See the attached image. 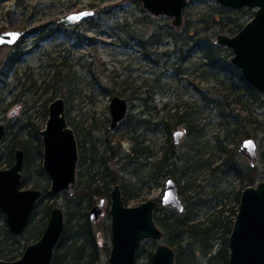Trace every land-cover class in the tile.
Instances as JSON below:
<instances>
[{"label": "rangeland", "instance_id": "1", "mask_svg": "<svg viewBox=\"0 0 264 264\" xmlns=\"http://www.w3.org/2000/svg\"><path fill=\"white\" fill-rule=\"evenodd\" d=\"M85 11L94 14L74 25L60 22ZM255 12L216 0H191L184 10V25L176 28L171 18L154 17L135 0H0V33H24L16 45L0 46V124L7 128L0 144V169L11 166L8 161L15 160V151L26 139L30 155L22 187L49 192L38 201L24 233L10 231L0 238V260L20 259L27 246L42 237L51 209L60 207L66 230L53 263L60 254L62 264H109L111 216L107 212L91 221L90 201L96 200L95 205L101 198L82 193L97 174L110 175L111 189L117 184L132 196L129 206L154 200V216L178 215L213 226V254L220 251L222 259L229 257L227 230L233 228L242 192L264 181L260 139L250 137L258 144L255 167L239 152L250 129L248 113L264 124V95L249 97L247 80L232 63L233 50L215 41L221 34H237ZM13 53L23 56L10 66L7 61ZM210 57L220 60L219 66ZM234 92L244 97L245 112L228 97ZM115 96L124 97L129 110L124 121L110 129ZM56 98L65 100L66 117L79 142L73 195L51 193L42 165L41 131ZM177 110L193 113L195 130L176 124ZM178 130L185 136L175 145L173 134ZM142 148L146 153H134ZM165 153L174 155L171 166L159 170ZM251 169L256 171L249 174ZM170 179L178 186L183 213L162 205ZM0 226L9 229L1 209ZM173 238L144 241L137 264H151L159 245L175 250ZM181 239L187 250H182L183 257L204 264L203 242L193 233Z\"/></svg>", "mask_w": 264, "mask_h": 264}, {"label": "water", "instance_id": "2", "mask_svg": "<svg viewBox=\"0 0 264 264\" xmlns=\"http://www.w3.org/2000/svg\"><path fill=\"white\" fill-rule=\"evenodd\" d=\"M152 16L171 18L173 25H184V10L191 0H135ZM221 5L232 8L256 9L254 18L237 34L218 35L215 44L230 47L234 56L232 63L242 71L245 79L264 95V0H216ZM93 11L70 14L60 22L74 25L91 15ZM24 33L6 31L0 33V46H13ZM110 129L118 127L126 118L129 104L124 97H113L110 105ZM6 135V126L0 124V144ZM43 137V169L51 180L50 191L59 194L65 191L73 195L77 184L79 162L78 140L73 128L68 124L65 100L58 98L49 106V118ZM185 131L173 134L174 144L184 138ZM239 152L255 167L258 159V144L255 139L244 140ZM24 151H16L15 163L7 169H0V209L6 214L10 231L15 235L24 233L37 202L44 195L38 189H22ZM111 253L109 264H137L140 247L146 240H161L163 230L154 218L157 202L148 200L137 206H126L121 188L116 185L111 195ZM162 205L183 213L178 186L168 180ZM104 201L101 200L90 212L93 222L100 220ZM66 230L65 213L54 207L42 237L27 246L23 256L15 261L0 260V264H52L55 249ZM230 264H264V181L256 187H247L241 195L239 212L228 239ZM176 251L168 245H159L152 255L151 264H175Z\"/></svg>", "mask_w": 264, "mask_h": 264}, {"label": "trees", "instance_id": "3", "mask_svg": "<svg viewBox=\"0 0 264 264\" xmlns=\"http://www.w3.org/2000/svg\"><path fill=\"white\" fill-rule=\"evenodd\" d=\"M17 48V47H16ZM23 55H17L13 53V55L9 58L7 63L11 66L13 64L19 63V61L22 59ZM168 56V55H167ZM168 60L170 59V56L167 58ZM211 61L213 60V63L215 66H219L218 64L221 63L220 60H216V58L210 57ZM241 78L244 80L245 77L241 76ZM247 88L249 90V97L250 98H260L261 97V92L253 86L250 82H246ZM228 97H232V104L236 105L237 107L242 108L241 112H245V107L243 105L244 103V97L239 95L237 92H234L232 94H228ZM248 111V109H247ZM181 114V115H180ZM174 121L176 124L179 123H185L186 127L188 130H195V118L193 117V113L189 112V110H177L175 114H173ZM236 119L240 118L239 114H235L234 116ZM247 121L248 125L250 127L249 131L247 130V139L250 138L251 136L255 137L256 139H260V145L262 148V164L264 168V124L260 121H258L256 118L253 117L252 113H248ZM251 132L254 134L252 135ZM24 145H21L20 147L24 148L25 150L28 151V145L26 139L21 140ZM144 148H142L139 152L134 149V153L137 155L144 154L143 151ZM170 151H173V146L171 145V148H169ZM174 157V155L168 156L167 153L164 154V156L161 158L159 164L161 170L164 166L169 167L170 165V160ZM14 162V157L13 160L12 158L8 161L10 165H12ZM253 171H256V169H251L249 174H252ZM262 176L264 177V171L262 172ZM98 177L97 175H94L89 183L88 187L82 189V193L86 194L84 196L87 197H100V198H105L110 196L111 192V182H109L108 178H111L110 175H104L102 177ZM113 179V178H112ZM98 181H100V185H98ZM115 182V181H113ZM252 183L256 182V180H251ZM116 184V183H115ZM44 195H48V191H44ZM132 196L129 194L124 196V202L128 204V201L131 199ZM96 200L90 201L91 206L94 204ZM51 212V211H50ZM156 223L159 224L163 230H164V237L165 236H174L173 239H171L172 243L171 245L175 247V250L177 252V257H176V263L178 261V264H192L189 263L190 261L184 258L183 251L187 252L186 249L183 250V245L184 242L181 239V237L186 234V233H193L196 237V239H199L200 241L203 242L202 245V253L204 254V257L206 258V262L204 264H230L229 263V257L227 254H225V258H221L222 252L219 251V254H213L214 252V236L213 234V226H208L206 224H203L201 222H195L194 220L190 219L189 217H186L184 219L180 218L178 215H175L173 217H164V216H154ZM182 219V220H180ZM5 228V227H3ZM45 229V228H44ZM42 230V229H41ZM232 228L229 227L228 234L231 233ZM10 234L9 229L2 230V226H0V238L5 236V235ZM199 235V236H198ZM198 237V238H197ZM1 241V240H0ZM188 246H191L190 244H187ZM183 250V251H182ZM179 252V254H178ZM193 256H196V253ZM60 255L58 254L57 257L54 260V263L52 264H62L60 262ZM187 256V255H186ZM188 257V256H187ZM189 259V257H188Z\"/></svg>", "mask_w": 264, "mask_h": 264}, {"label": "flooded vegetation", "instance_id": "4", "mask_svg": "<svg viewBox=\"0 0 264 264\" xmlns=\"http://www.w3.org/2000/svg\"><path fill=\"white\" fill-rule=\"evenodd\" d=\"M23 37H24V36H23ZM21 39H22V38H21ZM21 39H20V40H21ZM20 40H19V41H20ZM19 41H18V42H19ZM18 42H17V43H18ZM17 43H16V44H17ZM16 44H15V45H16ZM13 46H14V45H13ZM56 99H58V98H56ZM56 99H55V100H56ZM52 102H53V101H52ZM128 104H129V103H128ZM65 113H66V112H65ZM48 118H49V108H48ZM66 118H67V117H66ZM67 121H68V120H67ZM123 121H124V120H123ZM46 123H47V122H46ZM68 124H69V123H68ZM69 126H70V125H69ZM45 128H46V125H45ZM71 128H72V127H71ZM43 130H44V129H43ZM43 130H42V131H43ZM42 131H41V132H42ZM6 132H7V128H6ZM75 134H76V133H75ZM5 136H6V135H5ZM41 137H42V135H41ZM76 137H77V136H76ZM77 140H78V139H77ZM3 141H4V140H3ZM42 145H43V152H44L43 137H42ZM78 147H79V142H78ZM19 149H21L22 151H24V154H25V155H24L23 170H22V180H23V171H24V168H25L26 163H27L26 158L29 157L30 152H29V149H28V151L25 150L24 148H18L17 150H19ZM17 150H16V151H17ZM16 151H15V160H14L13 164H14L15 161H16ZM143 151H144V153H146V149H145V148L143 149ZM13 164H12V165H13ZM12 165H11V166H12ZM42 165H43V162H42ZM11 166H10V167H11ZM10 167H9V168H10ZM6 169H7V168H6ZM22 185H23V183H22ZM76 185H77V184H76ZM116 185H117V184H116ZM116 185H115V186H116ZM115 186H114V187H115ZM119 186H120V185H119ZM50 187H51V186H50ZM120 188H121V187H120ZM22 189H24V188L22 187ZM32 189H36V188H32ZM113 189H114V188H113ZM113 189H111V192H110V196H109V197L101 198V199L99 200V202H100L101 200L104 201L103 213H102L101 216H104L105 213H107V212L109 213V211H110L111 197H112L111 195H112V191H113ZM38 190H40V189H38ZM42 191H43V190H42ZM63 192H65V191H63ZM124 192H125V191H124ZM124 192L122 191V188H121V193H122L123 201H124V196H125V193H124ZM44 193H45V192H44ZM43 196H44V195H43ZM43 196H42V197H43ZM99 202H97V204H98ZM37 203H38V202H37ZM97 204H95V205H97ZM124 204H125L126 206H129V205L126 204L125 202H124ZM95 205H92L91 209H92ZM36 206H37V204H36ZM108 207H109V211H106V209H107ZM35 209H36V207H35ZM35 209H34V210H35ZM52 209H53V208H52ZM52 209H51V211H52ZM33 212H34V211H33ZM32 214H33V213H32ZM50 214H51V212H50ZM109 215H110V214H109ZM31 217H32V215H31ZM30 220H31V218H30ZM29 224H30V222H29ZM28 226H29V225H28ZM46 226H47V225H46ZM27 228H28V227H27ZM27 228H26V229H27ZM45 228H46V227H45ZM44 230H45V229H44ZM25 231H26V230H25ZM43 232H44V231H43ZM111 248H112V246H111ZM55 250H56V249H55ZM110 253H111V251H110ZM52 262H53V261H52Z\"/></svg>", "mask_w": 264, "mask_h": 264}]
</instances>
